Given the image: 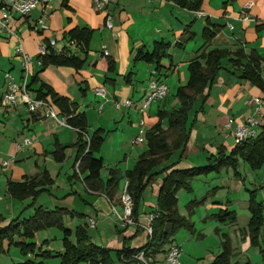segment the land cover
<instances>
[{"label": "crops", "instance_id": "1", "mask_svg": "<svg viewBox=\"0 0 264 264\" xmlns=\"http://www.w3.org/2000/svg\"><path fill=\"white\" fill-rule=\"evenodd\" d=\"M247 3L252 6L244 10ZM107 10L113 16V28L106 26L107 11L97 10L94 0H53L44 9H35L27 16L15 14L9 22L12 32L0 34V161L15 157V162L0 172V225L18 216L29 217L38 207L54 209L56 205L82 212L88 216L84 222L94 217L104 244L103 234H108L109 229L125 230L134 226V232L124 237L138 238L143 231L144 245L148 240L144 230L146 216L154 210L140 208L139 223L121 224L111 206L115 202L123 205L119 187L113 199H109L104 191L90 190L86 186L84 178L88 172H78L82 185L75 181L79 131L66 124V117L58 115L59 122L45 116L43 109L29 112L25 104L9 107L1 103L6 89L5 73L10 72L17 83L26 74L16 52L19 44L30 57L28 82L34 75L39 79L29 90L31 97L37 96L36 91L44 82L77 105L76 113L86 116L88 134L100 130L104 137L100 150L95 153L103 158L100 172L103 185L111 176L110 170L118 168L122 176L120 187L124 179L128 181L126 171L134 167L140 154L147 149L146 134L156 123L158 112L176 103L168 93L160 99V104L156 102L154 106L153 101L146 113L141 114L139 101L144 99L151 79L165 81L169 92L175 91L189 79V62L213 48H243L248 53L254 49L264 56V0H202L198 9L184 7L175 0H110ZM209 22L218 29L206 43L203 31ZM76 27L93 30L83 66L49 64L43 68L39 58L41 46L51 45L57 53L85 57L82 44L71 40L68 34ZM157 42L169 43L159 70L153 62L134 60L139 49L152 51ZM105 48L109 54L104 53ZM223 66L202 108L197 101L196 118L203 125L198 131H195L197 124L191 128L190 139L177 167L206 164L209 156L219 152L220 146L226 151L233 149L236 121L242 122L254 112L251 99L262 98L264 108V91L241 79L240 70L233 68L227 58ZM99 86L105 88V97L95 93L94 89ZM127 99H133V106H116V100ZM142 117L146 121L144 126L140 124ZM191 118L188 126H191ZM210 130L216 134L212 136ZM139 136L143 140L137 142ZM26 137H30L32 143L18 149V143H24ZM59 145L64 147L60 150L64 154L60 161L55 153ZM193 150L197 159L192 158ZM180 155L181 151L175 152L168 162L176 161ZM44 171L49 172L53 183L44 186L45 190L36 198L20 199L9 191V181L28 182ZM161 177L155 180L157 193ZM237 183L240 187L243 182L239 179ZM210 197L209 209L213 214L221 208H231L214 192ZM115 207L119 211L122 209L119 205ZM65 225L72 230L76 227L73 221ZM13 257L23 263L20 254Z\"/></svg>", "mask_w": 264, "mask_h": 264}, {"label": "trees", "instance_id": "2", "mask_svg": "<svg viewBox=\"0 0 264 264\" xmlns=\"http://www.w3.org/2000/svg\"><path fill=\"white\" fill-rule=\"evenodd\" d=\"M175 1L184 7L198 9L202 0L189 1V3L187 0ZM217 29L218 26L211 22L205 26L203 36L206 43L213 38ZM92 33L93 30L87 27H76L68 32L71 40L82 44V50L85 53L84 58L77 54L57 53L51 45H48L45 47L46 52L39 55L42 67L45 68L49 64L82 67L86 61ZM168 47L169 43L157 42L152 51L139 49L134 60L153 62L159 70L162 67V58L167 55ZM226 58L233 68L240 70L239 77L241 79L251 82L264 91V56H261L254 49L248 53L243 48L236 50L213 48L207 52H201L189 62V79L186 84L180 85L176 92L180 102L179 107H174L172 110L161 109L158 112L156 123L146 134L147 149L140 154L134 167L125 173L128 180L127 191L133 202L132 219L134 223L140 222L139 212L143 190L149 182L162 175L157 193L158 206L151 212L155 215L151 222L152 234H148V240L144 245L133 246L130 239L132 237H124L122 247L114 255L110 248L93 241L88 232L87 224L78 226L74 232L65 225L62 217L66 213L73 214V210L38 207L34 214L29 217L18 216L6 224L0 225V256L8 250L6 249L7 242L8 246H20L24 256L32 252L36 256L43 257L40 260L29 259L24 263L17 264H45V259L53 256V253L50 250L39 253L37 244L29 241V239H32L38 230L56 225L64 231V251L55 255L60 258L58 264H153L157 253H165L169 246L174 244L173 235L176 230L183 224L190 225L178 213V188H190L191 180L195 177L215 170L219 172L223 167H233L234 174L242 177L238 170L240 158L250 163L253 168L264 165L263 128L258 135L248 136L239 142H235L230 153H227L228 151L220 146L219 152L209 156L206 164L192 165L186 168L176 166L181 161L182 152L190 139L191 126H188L190 112L197 101H201L202 105L205 103L210 89L224 67L223 60ZM38 81L37 75H34L31 82H28V89L31 90L32 85ZM36 94L37 98L50 100L57 114L66 117V124L79 131V150L75 160V175H79L78 172H88L84 178L86 186L90 190L104 191L109 199H113L122 176L120 169H111V176L108 181L104 185L102 183L100 172L104 162L102 157L95 155L100 150L104 140L102 132L96 130L92 135H89L85 114L76 113L77 105L69 97L58 94L46 83H41ZM166 119L168 120L167 124H165ZM86 136L89 137V140ZM60 150H64L62 145H59V149L55 152L58 161L64 157ZM177 151H181L180 157L176 161L168 162ZM52 183L53 179L49 172L44 171L41 175L31 177L28 182L9 181V191L20 199L30 196L36 198L40 192L45 190L44 186ZM250 209L252 212L250 236L251 243L254 245L258 243L260 226L264 221L262 213L264 207L260 202L251 203ZM213 215L219 220L236 221L234 211H230L228 208H221ZM168 241L170 244L166 245ZM223 246L222 252L216 256L211 264L230 263L231 244L226 240ZM261 252L264 254V247L261 248Z\"/></svg>", "mask_w": 264, "mask_h": 264}, {"label": "rangeland", "instance_id": "3", "mask_svg": "<svg viewBox=\"0 0 264 264\" xmlns=\"http://www.w3.org/2000/svg\"><path fill=\"white\" fill-rule=\"evenodd\" d=\"M176 92L177 90H170V92L168 91L171 98L176 99L175 105L174 103L168 104V110H172L174 107H179L180 102L176 96ZM147 94L148 92H146L145 97L147 96ZM145 97L143 100L141 99L139 101V106L143 104ZM159 100H155L153 105L156 106V102L160 104L162 101ZM203 105L201 103L200 108H202ZM198 107L199 103L196 102L194 108L190 112V117H192L191 128L197 124L195 126V131H198L199 128L203 125V123L196 118L199 112L198 110H196ZM200 111H202V109ZM248 117H254L255 123H247ZM167 122L168 120L166 119L165 124H167ZM240 125H246V127H248L250 130H255V135H258L264 128V108H262V106L258 110L254 108V112L245 117L244 121H236L234 128H237ZM203 132L204 131H202L201 133ZM210 133L212 136L216 134V132L211 130ZM233 140L234 145L236 142L235 137L233 138ZM227 151V153H230V150ZM193 157L197 159L195 150L192 151V158ZM227 169H229V173L227 172ZM238 170L240 171L242 177H238L234 174L233 167H223L219 172L215 170L209 172L208 174H202L195 177L191 180L190 188L181 187L177 189L178 213L186 220V222L190 224H183L176 230L175 234L173 235V243L177 244L181 251V264H211L215 260L216 256L222 252L224 248L223 244L226 240L230 242L232 248L229 264H264V254L261 252V248L264 247V221L260 226L258 243L253 245L251 243L250 236V219L252 216L250 204H257L260 202L264 207V165L253 168L250 163L240 158ZM161 176L162 175H160L159 177ZM75 177L77 179L75 181H79V183L82 185L83 180L80 179L81 176L75 175ZM238 178L243 182L241 183L240 187L237 186V182L239 180ZM155 180L149 182L143 190L141 199L142 209L146 208V210L150 211L158 206V184ZM125 182L126 181L124 179L121 187L119 186V191H121V194L119 193V197L121 198V201ZM211 192H214L216 194V197H219L218 199L226 201V203L231 207H228V209L230 211H234L236 216L235 222H230L229 220H219L215 215H213V211L211 212V210L209 209ZM115 203L111 205L112 211L115 214L116 218L119 219L118 221L121 224L125 225L122 221V216L125 213L124 204L122 205L118 204L117 202ZM117 205L122 208L120 211L115 207ZM52 208L56 209L62 207L54 205ZM73 212V214L66 213L62 217V221L65 223L73 221L74 226H76L73 229V232L78 226L87 224L88 232L91 235L93 241L99 245L110 248V251L114 255L117 253V250L122 247L124 236L129 235L130 232L132 233L136 229L134 228V226L125 230H122L121 228L118 230L113 227V230H108V234L102 233L103 237L106 238V240H104V244L101 241V234L96 228V219L94 217H90L88 218L87 222H84V220L88 216L86 217L82 214V212L79 211L74 210ZM262 213L264 216V209ZM149 215L150 214L146 216V224L148 223ZM91 218L96 221L95 225L93 223H90ZM144 230L146 231V225L144 226ZM146 233L149 235L152 234V232L149 233L147 231ZM139 236L138 238L136 236L132 237V244H135L133 246H136V244L142 245L143 241L145 240V233L142 231ZM29 241L35 242L37 244V251L39 253L45 250H50L53 253V256L45 259L48 264L59 263L60 258L59 256L55 255L59 252L64 251L63 229L57 227L56 225H50L47 228L38 230L35 233L34 237L32 239H29ZM110 242L111 246L109 245ZM7 244L8 243L6 242V249H8V247H11V249L10 251L7 250L6 252L1 254L0 264L18 263V260L14 259L13 257L14 254H20V256H22L21 262L23 263L29 259L40 260L42 257L36 256L32 252L25 255V257L24 254L21 253L20 246H8ZM169 244L170 242L168 241L166 245ZM23 257H25V259ZM164 257V252L157 253L154 257L153 264H170L165 260Z\"/></svg>", "mask_w": 264, "mask_h": 264}, {"label": "built area", "instance_id": "4", "mask_svg": "<svg viewBox=\"0 0 264 264\" xmlns=\"http://www.w3.org/2000/svg\"><path fill=\"white\" fill-rule=\"evenodd\" d=\"M52 1L53 0H0V34L4 32H9V33L12 32L9 22L15 14H18L20 16H27L35 9H44ZM109 2L110 0H94V5L99 11L101 10L107 11L106 26L108 28H113L114 26L113 16L107 10ZM251 6H252L251 3H247L244 7V10L250 9ZM16 52L21 57L23 69L26 71V74L23 80L20 83H17L10 72L5 73V78L7 80L6 89L1 97V103L9 107H16L17 105L25 104L29 112H37L43 109L45 116L55 118L56 120L61 122L59 120L57 111L50 100L31 97L29 89L27 87L30 57L24 51L22 44H19L16 47ZM45 52H46V48L44 46H41L40 53L44 54ZM104 53L109 54V50L105 48ZM94 91L97 95L105 97L106 91L104 87L101 86L96 87ZM168 91H169V87L165 81L159 79H151L147 89L148 94L145 97L143 104L139 106L138 111L141 114L146 113L151 103L155 100L165 98L168 95ZM250 102L253 108L258 110L262 106L263 100L262 98H252ZM115 103L117 107L122 108V107L133 106L134 101L133 99H127L123 101L116 100ZM247 123L254 124L255 123L254 117H248ZM140 124L142 126L146 124L144 117L140 119ZM233 135L236 139V142H239L248 136H254L255 130H250L248 127H246V125H240L235 129V131H233ZM87 139L89 140V137H87ZM142 140H143L142 136H139L137 138V142H140ZM30 143H32L31 138L26 137L24 139V143H20V144L18 143L17 148L21 149L23 145H27ZM14 160L15 157H11L9 159H3L2 161H0V172L6 168H9ZM127 187H128V181H126L125 183L124 192L122 195V201L125 208V213L122 216V221L126 224L134 222L132 219L133 202L131 195L127 191ZM263 187H264V183H263ZM154 217H155L154 213H150L148 218V223L146 224V231L149 233L152 232L151 222L153 221ZM91 220L90 223H93L95 225L96 221L93 218H91ZM180 254L181 251L179 246L177 244H172L169 246L168 250L165 253V260L170 264H181Z\"/></svg>", "mask_w": 264, "mask_h": 264}]
</instances>
